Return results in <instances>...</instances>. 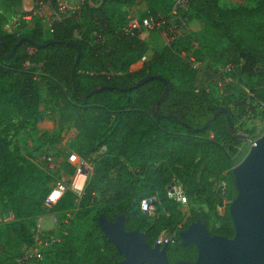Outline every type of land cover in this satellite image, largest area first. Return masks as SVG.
<instances>
[{"label": "trees", "instance_id": "trees-1", "mask_svg": "<svg viewBox=\"0 0 264 264\" xmlns=\"http://www.w3.org/2000/svg\"><path fill=\"white\" fill-rule=\"evenodd\" d=\"M138 2L146 6L140 18H164L166 31L173 26V0H92V5L86 0L79 17L53 23L48 37L39 23L6 33L0 18V117L11 121L24 111L32 118L39 116L37 86L44 83L63 99L69 114L65 123L75 122L82 141L76 155L80 159L98 155L82 199L77 201L68 192L46 209L54 178L19 148L12 149L0 133V210L13 216L0 226V241L20 256L34 245L31 230L38 218L77 212L79 219L94 214L91 228L81 238L67 229L61 243L44 252L45 264H122L124 257L99 227L101 216L111 223L123 216L125 230L143 234L151 248L161 234H176L177 243L167 247L168 262L195 263L196 246L183 247L178 236L199 220L209 228L208 218L193 214L186 219L182 206L168 199L167 188L176 182L187 197L216 212L223 199L214 183L232 182L242 148L239 135L253 136L264 120V0H255L253 8L234 9L220 8L219 0H188L184 17L198 22L200 32L176 37L168 51L149 59V47L139 34L122 33L130 13L123 15L122 10L133 9ZM78 20L94 27L91 42L76 38ZM195 46L202 60L231 65L238 79L257 78L247 86L250 95L237 116L227 105L213 108L202 83L177 86L184 64L175 70L164 66L165 58L178 64L183 52ZM144 57L143 67L131 71ZM192 60L196 63L190 59L191 69L185 64L190 79L200 70L191 67ZM157 66L161 70L156 71ZM69 155L58 172L72 176ZM235 197L233 190L230 201ZM152 199L156 202L151 216L141 211V203ZM219 220L221 226L211 235L233 238L228 211Z\"/></svg>", "mask_w": 264, "mask_h": 264}, {"label": "rangeland", "instance_id": "rangeland-1", "mask_svg": "<svg viewBox=\"0 0 264 264\" xmlns=\"http://www.w3.org/2000/svg\"><path fill=\"white\" fill-rule=\"evenodd\" d=\"M75 1L74 6H77L78 4L80 5V0ZM185 10L186 9H179L178 17L173 19V21L178 24L182 36L200 32L201 28L198 22L191 21L187 17H184ZM127 11H129L133 17L139 18L146 11V6L142 2H138L137 6L133 9L124 8L122 10V14H126ZM32 12H35L33 7ZM32 12L26 13L25 7L21 5L20 0H0V18H4L5 20L2 25V31L11 33L18 30V32H21L24 28L33 27L32 24L35 22L32 20H25V17L31 15ZM93 28L94 27H92L86 20H78L75 25L76 38L78 40H88L91 42L94 39ZM139 35L149 47L150 54L148 59L154 54L165 53L168 51V47L171 44V41L167 39V36H164L159 31L142 32ZM48 36L49 32L46 29V37ZM198 50V47L195 46V49L189 52L184 51L182 57L178 59L180 60L178 64L173 60H169L168 57L165 58L163 64L172 70H175L177 67L181 66V64H184V67L179 70L180 73L176 79L178 84L177 86H182L187 83H196V85L202 83L209 95L210 104L213 108L221 105H227L230 114L237 116L240 114L242 107L246 103L247 96L250 95L247 90V86L254 83L257 78L238 79L234 76V74L226 73L227 65L217 64L215 61L209 59L202 60L197 53L199 52ZM191 58L196 61L200 70L197 72L198 75L190 79L187 78L185 74L190 68ZM197 58H199V60ZM143 63H137L132 66L131 71L140 70L143 67ZM185 64L188 65L189 68ZM26 69L31 70L32 66L27 64ZM35 70V74L38 75L39 69L36 68ZM155 70H161V66L155 67ZM182 70H185L183 71V74L181 72ZM37 88L39 116L32 118L28 111H24L22 114L14 116L11 121L2 119L4 117H0V133L11 145L12 149L19 148L23 156L46 172V167H44L46 165L45 156H52V164L55 166H61V164L66 162L69 154H77L78 150L82 146V141L75 128V122L65 123V121L69 119V114L64 112L65 104L63 99L59 96L51 94L44 83H40ZM208 116V114L205 115L198 123L202 125ZM239 136H244L245 139H240L242 148L239 155V161L233 170L244 161L253 145L264 136V120L258 122L256 132L253 136H248L246 134H240ZM97 158L98 155L93 158L81 160L85 161L90 166H94L93 160ZM65 174L66 175L63 176L60 171V173L58 172L53 175L54 181L50 186L60 180L67 181L69 175H67L66 172ZM222 183L226 184V191L220 189V185ZM214 189L223 199L222 206L219 207L216 212H211L207 206L197 203L189 196L190 202L188 206L180 208L186 219L190 218L193 214L206 215L208 218L209 233L221 226L219 218L222 217L226 211H228L230 215V206L235 200L230 201L231 191L233 192V190H235L237 196L234 177L232 182L229 180L215 182ZM93 216L94 214H91L87 218L79 219L77 212H69L68 214L50 213L38 218L36 220V228H33L31 231L33 235H35L38 231H56L59 227H64L65 229H68L72 235L77 238H81L88 231V229L91 228L93 224ZM12 219L13 217L10 216L9 212L0 210V226L11 222ZM198 223L207 227L203 221L199 220ZM5 249L8 251L4 252ZM9 249L10 248H7L4 245L3 240L0 241V264H16V260L19 259L21 252L16 253ZM26 264L45 263L42 261H32Z\"/></svg>", "mask_w": 264, "mask_h": 264}, {"label": "water", "instance_id": "water-1", "mask_svg": "<svg viewBox=\"0 0 264 264\" xmlns=\"http://www.w3.org/2000/svg\"><path fill=\"white\" fill-rule=\"evenodd\" d=\"M101 5L102 2L96 7ZM239 139L245 137L239 136ZM232 175L237 189L230 206L234 238L212 236L205 225L197 222L179 234L183 247L196 246L197 259L195 263L177 264H264V136ZM98 223L105 238L124 257L122 264H170L167 247L151 248L143 234L127 232L123 216L113 223L101 216Z\"/></svg>", "mask_w": 264, "mask_h": 264}, {"label": "built area", "instance_id": "built-area-1", "mask_svg": "<svg viewBox=\"0 0 264 264\" xmlns=\"http://www.w3.org/2000/svg\"><path fill=\"white\" fill-rule=\"evenodd\" d=\"M86 0H80V5L74 6L72 0H34V9L40 10L46 6L55 7L56 10L49 21V29L53 23L69 17H79L81 9L85 4ZM174 1V10H173V19L178 17L179 9H186L188 5V0H173ZM167 22L164 18H137L133 17L131 13L127 16V22L122 29V33L125 36H134L135 34H140L142 32H155L159 31L164 36H167L169 41H173L176 37L182 36L181 30L177 23L173 22V26L166 31ZM147 60V57H144L140 63H143ZM193 69H197L198 65L192 60ZM233 67L228 65L226 67V73H232ZM52 156H45L46 173L54 177L60 169V166H55L52 164ZM68 163L75 169V172L72 176H69L67 181L60 180L57 181L49 195L44 201V207L46 209H52L57 203L63 198V196L71 192L76 198L77 201H80L85 195V189L89 177L93 173V166H90L85 161L81 160L76 154H70L68 158ZM61 174L66 175L64 171H61ZM83 180V187L78 188L79 184ZM226 184L222 183L220 189L226 191ZM55 191H60L61 195L55 200L50 199V195ZM167 197L169 200L179 204L182 207H187L189 204L188 197L186 196L182 186L176 182L170 185L167 188ZM156 199L144 200L141 203V211L148 215H153L155 212L154 203ZM11 217H13L10 214ZM68 234L67 229L59 227L56 231L49 232H37L33 235L34 245L32 248H24L20 258L17 260V264H26L32 261H42L44 252L51 246L61 243L62 239ZM177 243V236L174 234L163 233L160 235L155 245L163 247L173 246Z\"/></svg>", "mask_w": 264, "mask_h": 264}, {"label": "crops", "instance_id": "crops-1", "mask_svg": "<svg viewBox=\"0 0 264 264\" xmlns=\"http://www.w3.org/2000/svg\"><path fill=\"white\" fill-rule=\"evenodd\" d=\"M21 5L25 7L26 13H31L32 12V7L34 9V0H20ZM73 4L75 5V0H72ZM255 0H219L218 5L222 9H234L238 8L240 6H247L249 8H253L255 6ZM27 7V8H26ZM54 10L51 7H44L40 10H36L34 13L32 12L31 15H28L25 17V20L30 21L32 20L35 22L32 24L34 27L35 24L39 23L40 26L43 28V31L46 32L49 30V21L51 20V17L54 14ZM30 27V26H29Z\"/></svg>", "mask_w": 264, "mask_h": 264}, {"label": "clouds", "instance_id": "clouds-1", "mask_svg": "<svg viewBox=\"0 0 264 264\" xmlns=\"http://www.w3.org/2000/svg\"><path fill=\"white\" fill-rule=\"evenodd\" d=\"M77 187L78 188L83 187V180H81V182L79 184H77ZM60 195H61L60 191H55L53 194L50 195V199L55 201Z\"/></svg>", "mask_w": 264, "mask_h": 264}]
</instances>
